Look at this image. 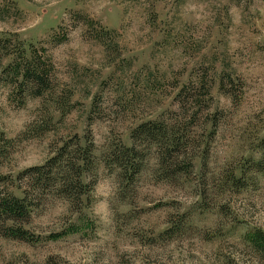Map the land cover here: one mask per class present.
<instances>
[{
  "label": "rangeland",
  "instance_id": "1",
  "mask_svg": "<svg viewBox=\"0 0 264 264\" xmlns=\"http://www.w3.org/2000/svg\"><path fill=\"white\" fill-rule=\"evenodd\" d=\"M13 36L46 61L51 87L34 96L0 80V133L16 141L0 158V194L34 197L28 220L6 224L27 240L0 225V264H264L250 237L264 233V164H252L264 0H0V38ZM187 100L200 106L190 120ZM150 121L189 146L167 172L159 145L139 140L127 180L108 152ZM88 133L92 188L80 203L49 180L30 187L22 172Z\"/></svg>",
  "mask_w": 264,
  "mask_h": 264
},
{
  "label": "trees",
  "instance_id": "2",
  "mask_svg": "<svg viewBox=\"0 0 264 264\" xmlns=\"http://www.w3.org/2000/svg\"><path fill=\"white\" fill-rule=\"evenodd\" d=\"M32 51V49H30ZM17 36L12 38H0V80L4 76L9 84L17 86L19 92L26 85H30L31 94L42 96L50 90V70L46 61L35 51L30 52ZM29 55V56H28ZM12 57V62L4 66L3 61ZM189 88L182 89L179 95H182ZM198 90V87L190 85L189 90ZM197 92V91H196ZM196 100V99H195ZM185 102V101H184ZM183 103L185 106L188 104ZM197 101L188 104L189 120L195 116V110L199 108ZM49 129L45 127L36 130L37 136H41ZM22 136L26 137V133ZM132 145L126 147L122 144L116 145L108 152L107 159L110 165L115 166L123 172V177L127 180L131 174L139 172L140 167L138 158V149L136 142L142 140L151 144H158L160 148V165L167 172H172L182 162L185 151L189 146V139L174 133H169L163 122L150 121L140 124L131 134ZM85 144L75 143L74 148L70 149L68 144L60 147L56 153L48 159L42 166L33 167L21 173L28 174V183L30 187L38 186L42 181L49 180L52 187L63 198L71 203H80L83 195L87 194L92 188V184L85 181V174L88 165L91 163V154L93 151V141L88 133L84 137ZM15 140L7 139L0 133V158L6 159L13 150ZM260 158L252 161L255 167H263L264 164V137L259 140ZM186 170V169H185ZM129 173V175H128ZM128 177V178H127ZM241 179H238L240 181ZM33 193L27 194L23 191L21 198L12 194H0V225L6 230L8 236L13 238L27 240V233L21 228H13L6 224L11 222L16 224L29 219L32 212ZM251 237V244L257 250L264 252V233L261 231L254 232Z\"/></svg>",
  "mask_w": 264,
  "mask_h": 264
}]
</instances>
